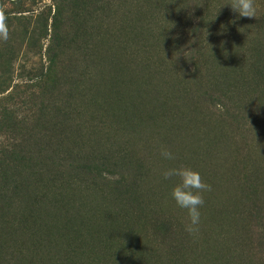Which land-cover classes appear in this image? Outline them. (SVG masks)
Here are the masks:
<instances>
[{
  "label": "rangeland",
  "instance_id": "obj_1",
  "mask_svg": "<svg viewBox=\"0 0 264 264\" xmlns=\"http://www.w3.org/2000/svg\"><path fill=\"white\" fill-rule=\"evenodd\" d=\"M197 3L207 8L205 16L232 10L225 0H0L8 31L17 30L0 41V150L25 157L20 179L35 184L47 212L38 236L19 222L15 208L0 216V264H210L212 251L225 255L220 264H227L228 256L238 254L233 251L246 254L245 241L237 242L241 225L243 237L257 244L261 234L253 223L223 212L228 203L220 179L242 173L240 163L252 164L261 155L256 136L264 131V100H251L249 112L263 128L254 133L241 122L237 131L229 121L222 131L220 123L212 128L215 116L202 118L216 113L207 104L193 110L197 123L191 120L188 105L199 102L200 88L180 71L206 69L204 62L184 60L190 48L202 47L190 34ZM255 5L252 19L258 21L264 0ZM14 18L28 34L17 29ZM218 19L228 34L236 30L251 39L256 31L250 18L234 24ZM259 34L262 38L264 29ZM247 38L240 54L227 53L234 59L246 55L236 64L243 69L246 60L252 62L253 42ZM4 43L14 49L12 55L4 53ZM48 69L49 79H41ZM201 120L209 125L199 127ZM193 134L199 142H192ZM214 136H224L218 146ZM162 147L175 159H163ZM88 158L95 166L104 158L106 166L83 177L75 167ZM179 166L199 172L211 186L202 194L195 236L185 231L186 211L170 198L176 181L161 175ZM49 174L53 179L43 189L41 179ZM129 177H135L137 189L119 203L115 182L123 178L126 185ZM164 223L179 242L163 239Z\"/></svg>",
  "mask_w": 264,
  "mask_h": 264
},
{
  "label": "trees",
  "instance_id": "obj_2",
  "mask_svg": "<svg viewBox=\"0 0 264 264\" xmlns=\"http://www.w3.org/2000/svg\"><path fill=\"white\" fill-rule=\"evenodd\" d=\"M62 1L65 2V0ZM204 1L206 3V0ZM225 2L229 4L230 0H225ZM227 6L230 7L229 5ZM205 10H207L206 7L199 6V3H197L194 11L196 13V20L198 21L196 25L191 26L192 31L190 33L193 34V36L200 38L202 47L197 49L190 48L188 54L184 56V60L191 62L192 65L197 63L198 66H201V63L204 62L203 67L206 69L197 68L193 69L191 72L189 71V73H184V70L180 71L188 81L189 78H193L192 81H195L193 83L200 88L197 97L199 102H194L195 106L188 105L190 114L193 117L191 120L197 123V119H195L197 116H193V110L197 107L200 108L199 104H207L211 109H215L218 116L216 113H212L202 118L204 120L208 118V121H211V119H213L212 116H215L214 122L211 121V125L213 124L212 128L216 130L220 123V129L222 131V123H228V121L235 124L231 126V129L236 131L238 130V126H240V122L241 127L246 131L252 129V133H254L258 129L262 130L263 128L257 123L259 117H254L255 115L249 112V107L252 106L251 100H254L257 104L264 100V34L262 38H260L259 34V31L264 29V16H260L258 21L253 20L252 18L248 21V23H253L251 24L253 25L251 28L252 30L256 28V31L253 33V38L249 39L244 33H240L236 30L231 31V34H228L229 30L226 34L221 31L219 28L220 24L215 20L219 18L218 20L230 21L231 24H234L236 20H243L245 17H241L238 14L231 16L232 10L226 12L224 9L222 11H217V18H215L211 15L205 16ZM261 19L262 21H259ZM14 21L17 25V29L18 26L23 27L25 34H28V32L26 33V25H21L20 22H18V19L14 18ZM259 22H262V24H259ZM7 23H9L8 19ZM16 31L17 30L14 27L9 31V35H16ZM33 32L34 30L31 31V33ZM31 33L28 38L32 39L33 36H31ZM39 33L42 34V31H39ZM257 35L259 37L256 38L255 36ZM245 38L253 42V47L251 46L248 48L249 57L250 59L252 58V62L249 63V61L245 59L248 69H243L242 64H239V66L236 65L237 61H239L238 58L244 60L246 55L238 56L237 59H234L227 54L228 52L240 54L239 50L246 49L244 46ZM195 43L196 40L192 47H195ZM3 46L4 53L12 55L14 49L8 46V44L6 45V43H4ZM223 63L226 65L225 67L223 66ZM241 63L243 62L241 61ZM261 63H263V68L258 69V64L260 65ZM49 70L50 69H48L46 74L41 76V79L42 77L47 80L49 79ZM205 83L206 86L204 85ZM185 94L186 96L183 99L187 100V95L189 96L191 93L188 92ZM230 101L235 102L236 105H232ZM178 106L179 105L174 106V109ZM218 106L220 109H217ZM259 111L261 110L259 109ZM204 120H201L200 122L198 121L200 124L199 127H201V125H209L205 124ZM259 134L256 136V145L258 147L257 150L261 155L250 161L252 164L245 162L240 163L242 173L237 171L236 173H231L232 175L230 178H233L234 182H232L230 178L225 180L222 178L220 179L223 181L222 184L226 189V203H228L223 212L234 221L236 219L245 221L244 217H246L250 223H253V227H257L260 230L259 232L261 234L257 244H253L250 240H246L245 237H243V234H241V231L245 228L241 225V229L238 230L240 239H238L237 242L241 239L245 241V245L247 246L246 254H243L241 249L233 251V254L237 252L238 254L233 256V258L228 256L229 260H227V264H236V262L237 264H252V262L254 264H264V131H261ZM223 137L224 136H222V138ZM222 138L214 136L213 141H216V145L218 146L221 144L220 139ZM194 141H200L196 134H193L192 142ZM19 153L20 152L14 150H0V216L6 217L9 215L10 210L15 208L20 214L19 222H22L25 225L28 224V228H31L34 232V236L40 234L43 235L40 232H43L45 228L47 212L44 208L46 206L41 204V200L37 198L35 184L20 179V173L18 172L20 171L19 169L25 167V164L23 163L25 157L20 156ZM101 161L102 163H97L98 165L95 166L93 159H84L82 161L83 163L77 164L75 168L78 169V173L83 177L89 176L90 171L106 166L103 162L106 161V159L103 158ZM112 167L117 166L110 165L108 168ZM222 175L227 176L224 173H222ZM52 179V174H49L48 178L46 176L44 179H41V185H43V183H49ZM135 180V177H129V182H127L126 185L122 184L125 182L123 178L120 181L115 182V184L120 185V188H115V191L119 193L116 201H119V203L122 202L123 195L127 194L131 188H136ZM44 187L45 184L42 188L44 189ZM234 187H236V189H234ZM58 197H60V195H58ZM132 200L136 199L132 197ZM57 201L59 202L61 200ZM57 201L55 202L57 203ZM45 202L48 203L47 200H45ZM163 230L165 236L163 239L179 242L176 241V239L180 237L176 236L175 230L170 231L167 223L163 224ZM248 231L249 230H247V232ZM255 247L258 248L257 252L253 251ZM176 248L177 245H174V250ZM174 250L172 252H174ZM215 254H219L218 251L207 253V256L210 258L208 261L210 264H220L221 259L225 258V255L223 256L219 254L218 256ZM242 256L244 257V261L239 262V258ZM173 263L178 264L175 261H173Z\"/></svg>",
  "mask_w": 264,
  "mask_h": 264
},
{
  "label": "clouds",
  "instance_id": "obj_3",
  "mask_svg": "<svg viewBox=\"0 0 264 264\" xmlns=\"http://www.w3.org/2000/svg\"><path fill=\"white\" fill-rule=\"evenodd\" d=\"M227 5L241 17L255 18L256 16L255 0H230ZM8 39L7 16L3 9H0V41L7 42ZM160 156L165 160L175 159L174 154L165 147L160 149ZM161 175L166 180L176 181L171 189L170 198L177 207L186 211L185 231L190 235H197L201 223L200 208L204 205L202 194L210 191L211 186L204 182L199 172L187 166L167 168Z\"/></svg>",
  "mask_w": 264,
  "mask_h": 264
}]
</instances>
